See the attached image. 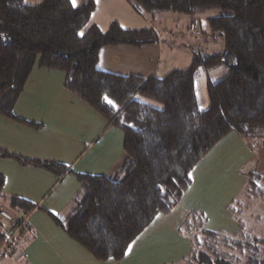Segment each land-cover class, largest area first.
<instances>
[{"label": "trees", "instance_id": "16d2710c", "mask_svg": "<svg viewBox=\"0 0 264 264\" xmlns=\"http://www.w3.org/2000/svg\"><path fill=\"white\" fill-rule=\"evenodd\" d=\"M130 1L146 15L156 10L191 13L202 6L231 10L230 15L207 19L210 32L222 37V49L194 51L188 68L162 77L113 73L98 69L100 49L155 43L158 35L153 28H125L112 22L101 30L90 24L95 0H84L76 7L70 0L37 4L0 0V114L24 121L12 113L10 102L20 90L22 63L38 56L40 67L62 70L66 88L123 133L125 157L117 170L110 175L76 173L80 189L70 211L65 216L52 215L71 238L101 261L122 258L158 214H168L176 206L190 185L191 170L226 134L236 133L250 149L264 147V0ZM219 64L227 66L229 73L217 82L208 81L209 106L202 110L194 90L195 71ZM0 157L58 174L68 171L60 163L3 149ZM3 182L0 174V197ZM245 197L264 203L263 174L247 172L243 188L227 204L239 232L208 228L198 210L186 215L179 230L191 247L180 261L264 264V235L246 229L240 218L238 205ZM8 204L15 211L34 207L14 195L8 197Z\"/></svg>", "mask_w": 264, "mask_h": 264}, {"label": "crops", "instance_id": "0c3cea01", "mask_svg": "<svg viewBox=\"0 0 264 264\" xmlns=\"http://www.w3.org/2000/svg\"><path fill=\"white\" fill-rule=\"evenodd\" d=\"M40 1L25 0L27 4ZM83 1L77 0V5ZM95 2L90 24L101 30L116 22L125 28L151 27L157 33L155 43L110 45L99 51L98 69L142 77H162L172 70L189 67L194 50H188L185 43L180 47L168 44L164 38L175 22L186 20L187 27L196 23L208 25V18L226 14L217 8L211 15L207 11L215 7L202 6L191 13L156 10L145 15L130 0ZM163 20L165 25L162 24ZM162 27L165 32H162ZM202 30L208 36L204 39L207 45L217 37L208 31V26H204L199 34ZM184 39L182 36L181 40ZM174 47L175 52L172 50ZM212 49L214 52L216 48ZM181 50H188L189 53L179 54ZM38 62V56H34L25 59L20 67V90L10 102V108L16 117L24 121L0 114V149L26 158L60 163L68 171L58 174L49 168L0 157V174L4 176L0 197V233L16 212L8 204L9 196H19L34 203L33 208H24L29 211L27 232L18 241L14 252L0 257V264H139L142 258L139 252L146 248L147 238L164 234L166 230L169 234L180 231L183 219L192 210L203 212L207 227L211 220L218 219L219 222L225 217L237 223L227 204L243 188L246 173L252 171L250 168L264 173V147L250 149L240 136L230 132L191 170L190 185L176 206L168 214H158L130 243L122 258L96 259L71 238L52 215L65 216L70 211L72 200L80 189L76 173L110 175L117 170L125 157L123 133L66 88L62 70L46 69L40 67ZM228 73V67L223 64L211 68L199 66L196 69L194 90L200 109L205 110L209 106L208 81L217 82ZM214 212L218 215H213ZM222 226H226V223ZM141 234L143 237L139 238ZM183 239L188 242L187 237L183 236ZM189 248L190 244L186 251ZM14 255L19 258H14ZM185 255H177L175 259L178 261Z\"/></svg>", "mask_w": 264, "mask_h": 264}, {"label": "rangeland", "instance_id": "374dc122", "mask_svg": "<svg viewBox=\"0 0 264 264\" xmlns=\"http://www.w3.org/2000/svg\"><path fill=\"white\" fill-rule=\"evenodd\" d=\"M214 9H210L207 12L210 13L211 15H214V10H222L225 15H230L232 14L231 10H225L222 9L218 6H214ZM212 8V7H211ZM218 8V9H217ZM93 13V12H92ZM146 15V14H145ZM218 16V15H217ZM169 22L167 21V24ZM162 24L165 25L166 22L165 20L162 21ZM187 22L186 20H178L177 23L175 22L173 29H170L169 31H166L164 27H162V32L166 33L164 34V38H166L168 41V44L178 46L180 47L181 45L188 44V50L192 49L196 52H213L212 48H216L214 51L218 52L222 49L223 47V39L221 35H218L219 32H215L217 37H214V40L211 41L208 45L205 42V38L208 36L206 33L202 30L201 34H199L201 29H204V26H208L207 23L205 25H199V23H196L195 26L187 27ZM201 27V28H200ZM207 29V28H206ZM209 26H208V31H209ZM185 37V39L182 41L181 37ZM213 38V37H212ZM176 47H174L172 50L175 52ZM188 50H181L179 54H183L189 51ZM31 56V55H30ZM180 61V59H178ZM142 100L147 101L148 103L152 105L158 106V104L155 101L146 99L144 97H140ZM218 143V142H217ZM216 143V144H217ZM215 144V145H216ZM243 159V158H242ZM264 171V168H262ZM250 170H254L250 168ZM264 174V173H263ZM220 200V198H218ZM2 200L0 199V204ZM218 203V202H217ZM242 210L241 213V219L244 221V225L246 229H250V231H253L257 235H264V203L262 202L261 199L258 198H249L245 197L243 198L242 202L238 205V209ZM214 209V205L212 206V210ZM26 210V209H25ZM16 212H14L12 216H14ZM222 214V212H221ZM213 215H218V213H215ZM226 216V215H225ZM10 217V218H11ZM206 217V216H205ZM168 220H170V217H168ZM207 220V218H206ZM215 220V219H214ZM211 220L212 222L208 224L209 228H220L223 227L222 229L229 232V233H237L239 232L240 225L237 223H234L232 220L228 219L225 217V219H220L219 222L215 220ZM223 223H226V226H222ZM238 224V225H237ZM216 225V226H214ZM233 227V228H232ZM234 227L236 230H234ZM241 230V229H240ZM168 233V234H167ZM142 234L139 238H142ZM138 238V237H137ZM148 239V240H147ZM147 246L146 248L141 249L140 251V256L142 257L139 260V264H176L179 262L182 258H180L182 255H185V251L187 248L191 247V243L183 239V234L181 231H176L174 233L167 232V230L164 232V234L160 235H155L152 236L151 238H147ZM136 240V239H135ZM132 244V243H131ZM190 248L187 253L189 252ZM177 255H181L178 259V261L175 259ZM2 257V256H0ZM14 258H19L18 255H14ZM188 260V259H187ZM187 260L180 261L183 264H189ZM187 262V263H186ZM180 263V264H181ZM191 264V263H190Z\"/></svg>", "mask_w": 264, "mask_h": 264}, {"label": "built area", "instance_id": "2783aa9c", "mask_svg": "<svg viewBox=\"0 0 264 264\" xmlns=\"http://www.w3.org/2000/svg\"><path fill=\"white\" fill-rule=\"evenodd\" d=\"M28 215V210L21 209L9 219V224L3 232V238L0 239V256L14 252L18 241L29 228Z\"/></svg>", "mask_w": 264, "mask_h": 264}, {"label": "snow or ice", "instance_id": "6c2138e0", "mask_svg": "<svg viewBox=\"0 0 264 264\" xmlns=\"http://www.w3.org/2000/svg\"><path fill=\"white\" fill-rule=\"evenodd\" d=\"M70 3L72 4L73 7H76L77 6V0H70ZM81 35L83 33H80ZM105 101L108 103V104H113V101L110 100L107 96L104 97Z\"/></svg>", "mask_w": 264, "mask_h": 264}]
</instances>
